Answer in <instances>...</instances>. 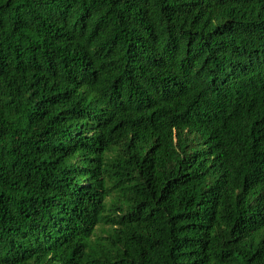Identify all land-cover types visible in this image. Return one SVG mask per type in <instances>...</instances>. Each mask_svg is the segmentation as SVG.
<instances>
[{"label":"trees","instance_id":"trees-1","mask_svg":"<svg viewBox=\"0 0 264 264\" xmlns=\"http://www.w3.org/2000/svg\"><path fill=\"white\" fill-rule=\"evenodd\" d=\"M0 264H264V0H0Z\"/></svg>","mask_w":264,"mask_h":264}]
</instances>
